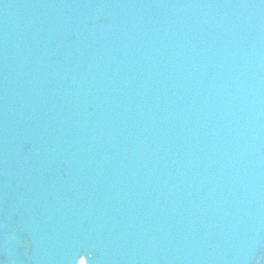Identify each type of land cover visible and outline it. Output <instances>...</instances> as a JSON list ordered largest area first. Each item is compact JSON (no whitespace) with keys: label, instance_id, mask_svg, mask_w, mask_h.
<instances>
[{"label":"water","instance_id":"1","mask_svg":"<svg viewBox=\"0 0 264 264\" xmlns=\"http://www.w3.org/2000/svg\"><path fill=\"white\" fill-rule=\"evenodd\" d=\"M264 264V0H0V264Z\"/></svg>","mask_w":264,"mask_h":264},{"label":"snow or ice","instance_id":"2","mask_svg":"<svg viewBox=\"0 0 264 264\" xmlns=\"http://www.w3.org/2000/svg\"><path fill=\"white\" fill-rule=\"evenodd\" d=\"M81 264H85V261H82Z\"/></svg>","mask_w":264,"mask_h":264}]
</instances>
